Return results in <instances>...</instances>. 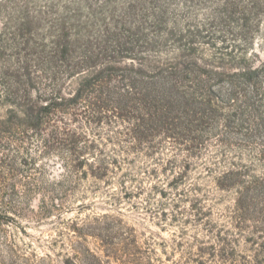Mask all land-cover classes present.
<instances>
[{"label":"trees","instance_id":"obj_1","mask_svg":"<svg viewBox=\"0 0 264 264\" xmlns=\"http://www.w3.org/2000/svg\"><path fill=\"white\" fill-rule=\"evenodd\" d=\"M176 1L0 0V149L18 154L29 143L59 160L53 199L79 179L110 185L140 160L171 173L167 185L178 191L194 160L217 147L225 165L214 182L234 192L233 205L227 226L209 225L215 241L191 260L264 264V168L257 174L253 163L264 165V68L215 55L216 26L193 18L191 0ZM256 148L258 157L243 156ZM20 163L28 191L44 189L30 173L34 161ZM127 180H135L127 171L116 180L124 196L142 194ZM69 228L83 264H149L120 220L103 214ZM88 236L105 259L84 245Z\"/></svg>","mask_w":264,"mask_h":264},{"label":"rangeland","instance_id":"obj_2","mask_svg":"<svg viewBox=\"0 0 264 264\" xmlns=\"http://www.w3.org/2000/svg\"><path fill=\"white\" fill-rule=\"evenodd\" d=\"M176 3L184 7L186 2L177 0ZM187 5L193 6L196 21L216 26V45L222 54L215 55L245 57L254 67L264 68V0H191ZM212 51L206 49L205 55H214ZM24 146L25 150L18 154L0 149V264H65L64 261L83 264L73 249L80 239L69 227L72 222L82 223L103 214L120 220L133 232L149 264H196L191 259L196 258L197 248L215 241V227L227 226L234 192L220 190L215 185L216 170L225 165L217 147H210L204 157L194 160L187 181L178 191L169 190L167 185L172 179L171 173L163 174L161 166L140 160L136 167L118 172L110 185L91 177L79 179L71 181V185L64 184L58 197L51 199L50 191L61 181L64 172L58 166L59 160L42 154L29 143ZM243 153L244 157L247 153L257 156L258 149ZM170 154L166 149L161 157L165 161ZM234 154V151L226 152L225 159H232ZM22 158L34 161L30 173L44 189L28 191L22 170L26 165L20 163ZM244 161L249 163L246 158ZM253 163L255 173L260 174L264 165L257 160ZM207 165L215 171L207 173ZM12 167L18 171L11 170ZM147 169H157L159 177L150 178ZM124 171L135 178L132 182L127 180L129 190L140 189L142 194L124 196L116 181ZM154 185L167 189L169 196L160 198L153 190ZM44 207L49 209L48 213ZM209 225L215 226L213 232L208 231ZM83 243L100 258H106L97 249L94 238L88 236ZM108 261L107 264H122Z\"/></svg>","mask_w":264,"mask_h":264}]
</instances>
